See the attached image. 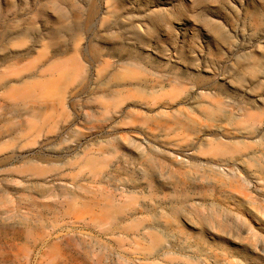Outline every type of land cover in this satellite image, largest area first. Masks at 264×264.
<instances>
[{
  "label": "rangeland",
  "instance_id": "1",
  "mask_svg": "<svg viewBox=\"0 0 264 264\" xmlns=\"http://www.w3.org/2000/svg\"><path fill=\"white\" fill-rule=\"evenodd\" d=\"M111 67L132 72L117 75L131 90L109 95ZM96 76L105 86L86 93ZM186 94L264 127V0H0V176L24 179L36 204H47L14 211L25 227L10 264H93L92 252L109 264L119 249L108 228L183 214L186 203H171L165 188L130 195L113 183L120 173L139 180L150 159L198 162L186 137L148 136L191 111L179 100ZM114 157L112 178L99 179ZM137 202L147 210L127 215Z\"/></svg>",
  "mask_w": 264,
  "mask_h": 264
},
{
  "label": "bare ground",
  "instance_id": "2",
  "mask_svg": "<svg viewBox=\"0 0 264 264\" xmlns=\"http://www.w3.org/2000/svg\"><path fill=\"white\" fill-rule=\"evenodd\" d=\"M132 4L128 1L129 6ZM104 10L113 16L116 13L112 5ZM117 75L126 80L133 74L120 67L107 70L103 79L110 85V96L134 86L117 81ZM101 81L97 77L86 93L94 85L105 86ZM135 85L148 88L146 80H137ZM118 88L122 91L115 90ZM179 100L186 102L191 111L177 110L176 124L148 136L158 142L166 133L186 137L188 142L183 149L198 162L171 161L155 167L150 159L142 166L139 180L122 178L119 172L121 179L113 187L125 188L124 192L130 195L138 194L140 188H165L171 195L170 202H185L186 210L181 215L175 209L163 211L166 222L108 228L106 231L116 238L114 243L119 249L109 264H264V127L252 119L231 116L224 107H211L200 94H186ZM213 135L223 136L226 141L218 142ZM210 159H217L220 168L207 167L203 160ZM119 160L114 157L100 172L99 179H111L113 164ZM49 178L56 180L58 175ZM12 181L0 176V264H10L13 249L22 242L25 223L14 217V211L27 213L31 208L47 206L36 204L24 179L19 183ZM47 194L34 193L40 199ZM147 207L137 202L127 215L142 214ZM118 217L122 223L125 215ZM99 221L96 219L94 224ZM93 253L92 263L98 264ZM53 264L65 263L56 260Z\"/></svg>",
  "mask_w": 264,
  "mask_h": 264
}]
</instances>
